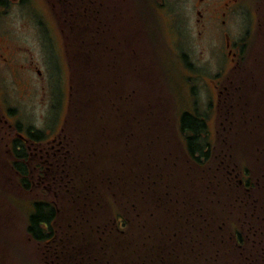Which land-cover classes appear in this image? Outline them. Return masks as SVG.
Here are the masks:
<instances>
[{
    "label": "rangeland",
    "instance_id": "rangeland-1",
    "mask_svg": "<svg viewBox=\"0 0 264 264\" xmlns=\"http://www.w3.org/2000/svg\"><path fill=\"white\" fill-rule=\"evenodd\" d=\"M13 1L7 0L6 4L0 5V34L7 43L10 38L15 40L16 44L32 46L35 62L43 71L44 88L36 81L35 71L31 77L32 83L29 81L26 85L13 84L6 78L5 84L0 88V105L6 112L5 118L8 121L20 124L22 130L28 126L32 127L31 133L38 132V135L41 133V136L48 137L47 133L56 131L68 113L71 64L66 51L64 31L61 29L63 23L47 0ZM224 1L227 0H156L157 4L151 2L157 25H160L157 40H160L161 35H165L167 40L166 45L161 50L158 49L163 62L162 69L166 72V90L164 71L158 68L157 55L150 49L153 44L144 38V23L138 13V6L135 7L132 0H100V6L103 3L109 4L107 16L98 25H104L106 29L103 40L104 46L106 45L105 59H102L99 65L109 69L108 74L104 75L106 84L110 83V88L105 86L108 103L100 107L99 111L102 110L107 115L120 113L117 106L121 104L120 101L125 100L130 109L123 120L128 119V122L133 124L132 128L135 127L134 130L141 135L140 139L151 137L153 132L160 135L157 145L164 152L171 150L172 157L184 153L179 139L184 146L187 145L186 137L178 135L176 130L175 121L179 119L181 112L186 110L204 119L205 131L196 134L194 142L203 148L208 145L211 151L209 158L204 156L195 163L190 162L193 168L189 171L182 162H177L173 168L169 167L172 168L169 180L181 186L191 185L194 197L202 183L211 182L209 185L211 189H215V197L222 201L220 206L216 204L217 211L219 206L218 214L213 212L212 207H209L211 215L204 213L200 227V230H205L204 247L214 252V264L217 259V264H249L255 257L264 259V224L259 221L264 220L261 219V216H264V67L252 68L257 74V81L252 84L251 89L241 86L248 80L242 68L230 69L228 77L226 76L220 85L228 82V89H233L231 95L236 94L235 98H228L232 108L216 105L214 83L216 82V85L221 76L216 75L226 70L227 65L219 20L225 19L224 28L229 34V39L238 42L242 50L251 53H248L251 62L253 55H258L259 65L264 66V51L255 49L264 48L261 40L255 47L254 42L245 46L248 39L254 38L260 26L254 0H232L226 16L219 11ZM202 7L207 9L203 10ZM198 9H201V15L197 12ZM94 22L91 26L97 29V18H94ZM46 26L49 29L48 35L56 44L51 46L48 40L43 53L36 39H47ZM130 51L139 53L145 63L152 61L154 64L153 68L146 66L148 71H144L142 67L139 69L146 76L142 89L145 93L134 88L137 90L134 100L126 95L131 89L132 81L127 78L123 88L120 83L124 72L112 63L115 53L119 57L124 53L132 55ZM144 51L148 54L142 56L141 52ZM247 61L245 56V62ZM112 81L115 84H111ZM138 81L139 78H136L133 87ZM245 92H248V96L243 98ZM237 95L242 96L240 98ZM145 100L153 112L149 119H145L147 124L139 128L138 123L143 121L144 117L139 113L140 109L138 111L131 108L142 105ZM86 108V105L80 108L81 114H84ZM103 119L110 121V116ZM219 130H226V133L218 135ZM134 137L138 139V136ZM155 137L156 135L153 138ZM5 141V138L1 139L0 145ZM239 145L242 152H237ZM194 153L200 156L197 149ZM130 156L131 154L126 156L128 160L131 159ZM3 158L4 155L0 153V264H40L41 261L45 262L44 254H41L42 247L39 248L40 245L35 244L26 234L28 213L31 209L29 200H48L57 191L56 195L62 205H65L67 203L63 187H59L56 180L46 191L40 186H34L31 190L20 188L11 182L13 175L2 164ZM34 159L37 157L34 156ZM226 164L232 166L233 172L228 179L224 173ZM54 169L58 167L55 166ZM178 169L183 176L178 173ZM235 177H243L247 188L242 186L236 189ZM217 182L220 187L215 186ZM253 199H256L254 203ZM118 200L120 203L126 202L121 196ZM123 205L120 204V207L123 208ZM204 206L207 207L205 204ZM64 216L65 212L57 219L59 228H63ZM206 230L210 233L209 238L215 242H218V239L221 246L219 243L207 242ZM236 232L239 233L240 239L236 238ZM223 248L224 253L221 251ZM246 251H252L254 256L246 258ZM221 253L226 255L225 259L220 260ZM259 264H262V261Z\"/></svg>",
    "mask_w": 264,
    "mask_h": 264
},
{
    "label": "trees",
    "instance_id": "trees-1",
    "mask_svg": "<svg viewBox=\"0 0 264 264\" xmlns=\"http://www.w3.org/2000/svg\"><path fill=\"white\" fill-rule=\"evenodd\" d=\"M47 1L63 23L61 29L64 31L66 51L71 64V83L68 113L63 126L64 149L54 156L52 164L45 171L47 176L63 180V195L67 204L62 205L56 195L57 191L48 200L34 201V210H30L26 229L35 238H50L47 253H50L54 264H214V252L204 247L205 230H200V227L204 213L211 215L209 207L213 208V212L219 213L222 200L215 197V189L210 188V181L201 184L195 198L191 185L181 186L169 180L172 168L177 162H182L189 171L193 168L190 162L195 163L204 156L209 158L211 151L208 145L203 148L194 142L196 134L205 131L204 119L186 110L181 112V116L175 121L176 130L178 135L186 137L187 145L184 146L179 139L184 153L172 157L171 150L164 152L157 145L160 135L153 132L151 137L140 139L141 135L134 130L135 127L132 128L133 124L128 122V119L123 120L130 109L125 100L120 101L121 104L117 106L120 113L107 115L102 110L99 111L100 107L108 103L105 86L109 87L110 83L106 84L104 75L108 74L109 69L99 65L101 60L105 59L106 45L104 46L103 40L106 29L98 23L104 21L107 16L109 4L103 3L100 6V0ZM132 1L135 7L138 6V13L144 23V38L153 44L150 49L157 55L158 68L162 69V57L158 49L161 50L167 40L165 35H161L160 40H157L160 25L158 23V28L150 5L151 2H157ZM254 2L260 26L254 38L248 39L245 46L254 42L255 47L261 40L264 48V0ZM94 18H97V29L91 26ZM130 52L132 55L124 53L119 57L115 53L112 63L124 72L120 85L123 86L127 78L132 81L131 89L126 95L133 98L137 94L134 88L145 93L142 89L146 76L139 69L142 67L144 71H148L146 66L153 68L154 64L152 61L145 63L139 53ZM141 54L145 56L148 53L144 51ZM245 56L249 62H245ZM245 56L241 55V65L244 66L240 67L246 72L248 80L241 86L251 89L252 84L257 81V74L252 68L261 69L264 66L259 65L258 55H253L252 62L248 55ZM163 75L164 86L168 90L165 71ZM136 78H139V81L133 87ZM111 84H115L114 81ZM245 96H248V92L242 97ZM142 103L140 106L133 104L136 107L131 108L138 111L140 109L139 113L144 117V120L138 123L139 128L147 124L145 119H149L153 112L146 100ZM228 103L227 107L232 108V103ZM84 105L87 108L84 114H81L80 108ZM105 115L110 116V121L103 119L106 118ZM94 119L96 122H93ZM190 131L195 133L190 134ZM31 132L27 139L30 142L32 139L43 137L40 132L39 135L38 132ZM30 142H15V145L21 146V150L16 154V172L23 179L29 178L24 162L29 160L26 146ZM196 149L200 156L195 155ZM238 151L242 152L240 145ZM130 154L131 159L128 160L126 156ZM55 166L58 169H54ZM177 171L183 176L179 169ZM200 173L201 171L198 174ZM224 173L227 179L230 178L233 173L232 166L226 164ZM217 185L220 187L219 182L215 184ZM29 187L30 185H26L24 189ZM234 187L240 189L242 186L234 182ZM120 196L125 203L119 202ZM120 204H124V207L121 208ZM216 204L219 205L218 211ZM63 212L65 223L63 228H59L57 219H60ZM263 218L264 216H261V219ZM259 221L264 224V220ZM208 232H205L207 242L219 243L221 246L218 239V242H215L209 238ZM146 236L148 238H145ZM236 238H241L238 232ZM236 244L239 246V242ZM223 250L221 249L222 253L225 252L224 248ZM245 253L246 258L252 257L251 251ZM219 258L225 259L226 255L222 254ZM218 261L217 259L216 264Z\"/></svg>",
    "mask_w": 264,
    "mask_h": 264
},
{
    "label": "flooded vegetation",
    "instance_id": "flooded-vegetation-1",
    "mask_svg": "<svg viewBox=\"0 0 264 264\" xmlns=\"http://www.w3.org/2000/svg\"><path fill=\"white\" fill-rule=\"evenodd\" d=\"M21 0H14L13 2H20ZM232 0L224 1L220 8V14L223 16L227 14L230 7L229 3ZM7 0H0V5L6 4ZM23 2V1H22ZM21 2V3H22ZM203 10L207 9L205 7H202ZM199 15L202 14L201 9H198L197 11ZM212 12V10H210ZM199 19V18H198ZM197 19V20H198ZM220 31L224 37V54L226 56V70H222L220 73H217L216 76L221 75L218 78V82L215 85L214 83V89H215V101L216 105L220 104L222 107H227V104L229 102V97L235 98L236 94H232L231 90L228 89V82L226 84H222L223 79L227 76L229 70L242 68L240 67L241 62L243 61V58H241V55H248L250 53L246 50H242L238 46V42L231 41L229 39V34L227 30L224 28V22L225 19L221 18L220 20ZM45 32L47 33V39L44 38H38L36 39V42L39 44L40 51L44 53V46L46 42L49 40V42L52 45H55L56 42L53 41L52 37L48 35L49 29L47 26L45 27ZM43 37V36H42ZM51 38V39H50ZM8 41L12 42H6L2 34H0V88L3 86L4 79L9 78L11 80V83L16 85L24 84L26 85L29 81L32 83L31 77L34 74L35 71V77L36 81L41 84L42 88H44V76L43 71L41 67L37 65L35 62L36 59L34 57V53L32 50V46L24 45V44H16L15 40ZM251 54V53H250ZM43 56V55H42ZM246 76V75H245ZM247 77V76H246ZM229 83H231V80H229ZM5 84V83H4ZM244 84V83H243ZM242 84V85H243ZM221 88H218L220 87ZM218 95V97L216 96ZM242 95H237V97H241ZM245 98V97H243ZM5 111L2 109V106L0 105V140L6 139L3 145H0V153L4 155L3 158V165L4 167L11 172L13 175L12 178H10L11 182H14L15 185H17L20 188H24L26 185H30L29 188H26V190L33 189L34 186H40L42 190L46 191L49 190V187L54 185V182L57 180V185L59 187H63V181L61 179H50L47 177L46 169L50 167V165L53 162L54 156L56 154H59L64 149V138H65V132H64V120L61 126H57L58 128L56 131L48 132V137H42L40 139H32V141H28L29 139V132L32 131V127L30 129L29 126L26 127L27 129L22 130V127L18 123L10 122L5 118ZM60 125V124H59ZM7 128H4V127ZM4 130V131H3ZM49 131V130H47ZM226 130L218 131L217 134H225ZM5 134V135H4ZM21 142V143H28L26 148L28 150L29 154V160L24 162V166L28 169V175L29 178L23 179L22 177L18 176V173L16 172L17 169V163L16 159L18 150H21V146L19 144L15 145V142ZM34 156L37 157V159H34ZM1 164V165H2ZM237 176V175H236ZM235 179L237 182L243 186L246 187V183L243 177H238ZM53 197V195H52ZM34 201L36 200H29V208L31 207V211L34 210ZM256 201V199H253V203ZM30 213V212H29ZM28 213V217H29ZM28 220V219H27ZM46 228V226H45ZM27 237L32 239L33 242L36 244H39L41 248V254H44V261H41L40 264H54L53 259L50 258V253L48 251V243L50 238H35L32 236V234L26 229ZM256 251V250H255ZM258 251V250H257ZM256 253L258 254V252ZM252 252V251H251ZM252 256H254V253L252 252ZM251 258V257H250ZM262 261V264H264V259H260L259 257H255L254 259H251L249 264H259Z\"/></svg>",
    "mask_w": 264,
    "mask_h": 264
}]
</instances>
